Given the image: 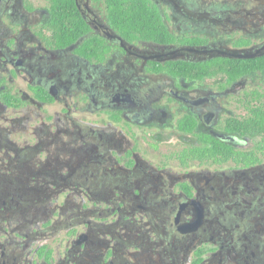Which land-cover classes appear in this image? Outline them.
I'll return each instance as SVG.
<instances>
[{
  "label": "flooded vegetation",
  "instance_id": "af4514ba",
  "mask_svg": "<svg viewBox=\"0 0 264 264\" xmlns=\"http://www.w3.org/2000/svg\"><path fill=\"white\" fill-rule=\"evenodd\" d=\"M0 264H264V0H0Z\"/></svg>",
  "mask_w": 264,
  "mask_h": 264
},
{
  "label": "trees",
  "instance_id": "16d2710c",
  "mask_svg": "<svg viewBox=\"0 0 264 264\" xmlns=\"http://www.w3.org/2000/svg\"><path fill=\"white\" fill-rule=\"evenodd\" d=\"M112 8L114 9V11L117 13V18L118 19H121V28L123 29V31H126L130 24H129V21H130V18H134L133 20L135 21V24L133 25L138 31H140L142 34H146L145 33V28H146V24H145V17L144 16H137L135 14H133V11L128 7V5H113ZM149 11H152V10H149ZM150 19L152 18H156L154 17V14L153 13H150ZM153 26H157L158 23H153L152 24ZM148 36H153L152 35V32L149 31L147 33ZM225 63L221 61H218V62H215L214 65H219V66H222L224 65ZM228 67L230 68H234V67H238L240 66V63L236 60H233V61H229L228 62ZM241 73H238V74H235L234 77H237L239 76ZM209 152V153H208ZM185 155H190L188 152H185L184 153ZM199 155V154H198ZM202 156H205V157H213V158H221L223 156H225V153L223 150H214L213 151L211 150H207L206 153L204 154H201Z\"/></svg>",
  "mask_w": 264,
  "mask_h": 264
},
{
  "label": "water",
  "instance_id": "95a60500",
  "mask_svg": "<svg viewBox=\"0 0 264 264\" xmlns=\"http://www.w3.org/2000/svg\"><path fill=\"white\" fill-rule=\"evenodd\" d=\"M251 55H237V57H250Z\"/></svg>",
  "mask_w": 264,
  "mask_h": 264
},
{
  "label": "rangeland",
  "instance_id": "374dc122",
  "mask_svg": "<svg viewBox=\"0 0 264 264\" xmlns=\"http://www.w3.org/2000/svg\"><path fill=\"white\" fill-rule=\"evenodd\" d=\"M183 143L181 142V145H182Z\"/></svg>",
  "mask_w": 264,
  "mask_h": 264
}]
</instances>
